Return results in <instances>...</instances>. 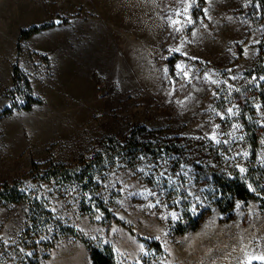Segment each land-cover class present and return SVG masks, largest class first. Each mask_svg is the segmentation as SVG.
Segmentation results:
<instances>
[{
	"label": "rangeland",
	"instance_id": "obj_1",
	"mask_svg": "<svg viewBox=\"0 0 264 264\" xmlns=\"http://www.w3.org/2000/svg\"><path fill=\"white\" fill-rule=\"evenodd\" d=\"M263 38L264 0H0V186L25 197L0 200V264H91L86 243L116 264H264L260 202L213 204L215 175L264 185ZM99 155L87 188L36 176Z\"/></svg>",
	"mask_w": 264,
	"mask_h": 264
},
{
	"label": "trees",
	"instance_id": "obj_2",
	"mask_svg": "<svg viewBox=\"0 0 264 264\" xmlns=\"http://www.w3.org/2000/svg\"><path fill=\"white\" fill-rule=\"evenodd\" d=\"M48 26L50 25H34L29 27L28 29L22 30L19 34L18 42L29 38L30 36L38 33L41 30L48 28ZM260 47L261 51L258 54V59L254 64V69L252 71L257 76L264 75V38L262 39ZM13 75L14 80H16L15 82H17V76L22 81V75L20 74V70L16 64L13 67ZM23 83L28 86V81L26 79ZM32 102L39 103L38 100H33ZM25 108L29 110L30 105L27 104ZM254 136L255 137H251V139H249V142L251 144L250 153L252 158H255L257 156V138L256 135ZM129 141L131 142L130 146H137V153L151 151L150 148L144 149L139 147V143L137 141H133L132 139H129ZM122 153L126 154L125 152ZM103 162H107V159H103V156L99 155L98 157L94 158V160L82 161L73 168L63 164L51 165L49 169L45 170L44 172L38 173L36 176L40 180H50L54 177L67 182L72 181L75 183H79L81 186H83V188H87L88 185L94 182L95 175L97 174L95 172V167ZM252 173L253 171H249L248 175L252 176ZM213 180L214 186L217 188V197L214 200L213 204L217 207L219 212L225 217L226 220L231 218L233 209L237 201L247 202L249 200H258L261 204V208L264 210V185H262V183L250 179H248V182L240 178L230 179L221 175H215ZM20 186V181H14L12 184H5L0 186V200H3L5 202L22 201L25 197L24 194L20 191ZM104 214L107 218L110 217L105 211ZM208 214L209 211H204L195 218H190V215L186 213V225L182 227H176L174 232L178 234H185L188 232H192V230H197ZM44 215L47 216L45 219L50 220L49 212L44 211ZM66 230L72 234H75L74 229H72L71 227H67ZM86 245L89 250L91 264H116L111 247L104 246L102 248H96L90 246L87 243Z\"/></svg>",
	"mask_w": 264,
	"mask_h": 264
},
{
	"label": "crops",
	"instance_id": "obj_3",
	"mask_svg": "<svg viewBox=\"0 0 264 264\" xmlns=\"http://www.w3.org/2000/svg\"><path fill=\"white\" fill-rule=\"evenodd\" d=\"M61 30H64V29H61ZM57 51H60V52L55 54V57L58 56V61H60V63L62 65H64L65 69H68L69 67L71 68L72 55H71L70 48L68 47V49H67L66 45H64V47H62V42H61L56 48V52Z\"/></svg>",
	"mask_w": 264,
	"mask_h": 264
},
{
	"label": "bare ground",
	"instance_id": "obj_4",
	"mask_svg": "<svg viewBox=\"0 0 264 264\" xmlns=\"http://www.w3.org/2000/svg\"><path fill=\"white\" fill-rule=\"evenodd\" d=\"M109 59H110V58H109ZM110 64H112V63H110ZM111 66H112V65H111ZM113 70H114L115 72L122 71L121 68H117V67H116V68H113Z\"/></svg>",
	"mask_w": 264,
	"mask_h": 264
},
{
	"label": "water",
	"instance_id": "obj_5",
	"mask_svg": "<svg viewBox=\"0 0 264 264\" xmlns=\"http://www.w3.org/2000/svg\"><path fill=\"white\" fill-rule=\"evenodd\" d=\"M59 20L58 19H55L54 21H53V23L55 24V25H58L59 24Z\"/></svg>",
	"mask_w": 264,
	"mask_h": 264
}]
</instances>
